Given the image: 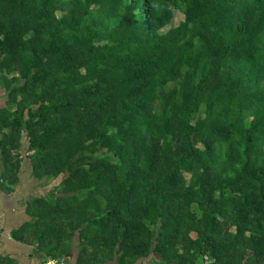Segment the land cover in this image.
Returning <instances> with one entry per match:
<instances>
[{
  "label": "trees",
  "instance_id": "1",
  "mask_svg": "<svg viewBox=\"0 0 264 264\" xmlns=\"http://www.w3.org/2000/svg\"><path fill=\"white\" fill-rule=\"evenodd\" d=\"M0 84L1 190L66 172L13 238L264 264V0H0Z\"/></svg>",
  "mask_w": 264,
  "mask_h": 264
},
{
  "label": "crops",
  "instance_id": "2",
  "mask_svg": "<svg viewBox=\"0 0 264 264\" xmlns=\"http://www.w3.org/2000/svg\"><path fill=\"white\" fill-rule=\"evenodd\" d=\"M25 160L26 159L22 162L18 174L19 181L14 191L5 192L0 188V258H2L6 264H43L47 260L53 259L49 256L48 252L51 248L42 251L39 249L38 243L35 242V240H31V238L36 236V227L27 229L25 232V238H28L27 240L18 241L13 238L12 235L14 231L19 230L26 223L34 221V218H32L29 213V204L34 198L40 196L45 197L51 192H55L58 196L61 195V191H24L23 187L26 185L25 181H27V179L37 182L31 178L30 170L26 171ZM1 171L2 164L0 161V175ZM30 188H32V185ZM78 243L79 233H76L70 246L67 247L62 245V250L67 248L70 249L67 250L63 257L66 260V264H77L79 251Z\"/></svg>",
  "mask_w": 264,
  "mask_h": 264
},
{
  "label": "rangeland",
  "instance_id": "3",
  "mask_svg": "<svg viewBox=\"0 0 264 264\" xmlns=\"http://www.w3.org/2000/svg\"><path fill=\"white\" fill-rule=\"evenodd\" d=\"M5 101V92L3 90V86L0 84V104H3ZM25 166L26 171L30 170V164L29 161L25 160ZM192 164H188L185 168V173L187 176H189V173L191 172ZM66 175V172L63 173L61 176H59L57 179L50 180L48 183L43 185H38L35 181H29L27 178V181H25L26 185H24L23 190L24 191H57L59 190V183L62 178H64ZM32 185V188L30 186ZM27 186V187H26ZM22 189V186H21Z\"/></svg>",
  "mask_w": 264,
  "mask_h": 264
},
{
  "label": "built area",
  "instance_id": "4",
  "mask_svg": "<svg viewBox=\"0 0 264 264\" xmlns=\"http://www.w3.org/2000/svg\"><path fill=\"white\" fill-rule=\"evenodd\" d=\"M205 262L204 264H209V260L207 257H205ZM43 264H65L64 260H55V259H51V260H47L46 262H44Z\"/></svg>",
  "mask_w": 264,
  "mask_h": 264
}]
</instances>
